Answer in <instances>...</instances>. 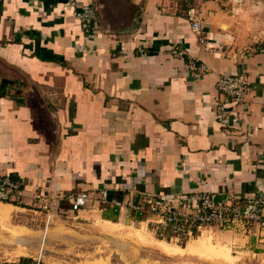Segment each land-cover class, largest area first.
Listing matches in <instances>:
<instances>
[{
  "label": "crops",
  "instance_id": "0c3cea01",
  "mask_svg": "<svg viewBox=\"0 0 264 264\" xmlns=\"http://www.w3.org/2000/svg\"><path fill=\"white\" fill-rule=\"evenodd\" d=\"M107 1L0 0V169L24 185L22 203L0 202L3 212L54 197L52 220L144 229L149 214L116 210L100 193L173 205L200 193L264 197V51L252 39L264 0H208L202 34L182 0ZM84 4L98 8L90 29L75 16ZM237 74L250 87L224 126L217 81ZM84 192L98 199L73 212ZM212 232L264 259V229Z\"/></svg>",
  "mask_w": 264,
  "mask_h": 264
},
{
  "label": "rangeland",
  "instance_id": "374dc122",
  "mask_svg": "<svg viewBox=\"0 0 264 264\" xmlns=\"http://www.w3.org/2000/svg\"><path fill=\"white\" fill-rule=\"evenodd\" d=\"M4 212L0 214V263L42 257L44 263L56 264H264V259L242 253L239 243L215 241L212 232L213 228L232 231L241 239L247 231L243 227L207 226L192 238L168 241L157 237L160 219L154 215H146L147 228L128 225L109 231L101 221L48 220L36 207L17 209L11 215V210ZM44 237L47 243L39 253Z\"/></svg>",
  "mask_w": 264,
  "mask_h": 264
},
{
  "label": "built area",
  "instance_id": "2783aa9c",
  "mask_svg": "<svg viewBox=\"0 0 264 264\" xmlns=\"http://www.w3.org/2000/svg\"><path fill=\"white\" fill-rule=\"evenodd\" d=\"M187 2L188 14L192 22L193 29L202 34V13L199 11L202 4L208 0H182ZM242 3L244 0H234ZM75 16L79 19L85 29L92 28L94 21L98 20V8L91 4L81 5L75 12ZM255 44H259L261 52L264 51V31L255 33L252 37ZM200 43L206 49L208 42L205 37H200ZM249 48L248 50H250ZM182 56L184 53L175 52ZM193 69L196 67L193 65ZM201 72H207L205 67L200 68ZM250 87L248 78L243 74L224 75L219 77L217 88L222 99L217 101L215 105V114L220 123L224 126L230 124V110L228 104L243 103L247 97ZM24 198V185L22 181L14 179L9 174L4 173L0 169V202L12 203L19 205ZM98 199L95 194L84 192L78 195L73 203V212H79L84 209L88 202L92 199ZM104 203H111L116 210L127 208L132 212L140 215H154L160 219L158 221L159 230L156 231L157 237L165 240H177L192 238L197 231L203 227L217 226L221 229H229L235 227H243L250 231L253 229H264V197L249 198L241 203L233 201L220 202L207 193L188 195L180 197L178 204L173 205L171 202H157L151 198H141L133 200L126 197L125 199H112L110 191L104 189L100 193V198ZM56 199L54 197L36 198L35 206L46 213L48 220L53 217L52 207ZM32 264H46L42 261V257L34 258Z\"/></svg>",
  "mask_w": 264,
  "mask_h": 264
},
{
  "label": "bare ground",
  "instance_id": "6f19581e",
  "mask_svg": "<svg viewBox=\"0 0 264 264\" xmlns=\"http://www.w3.org/2000/svg\"><path fill=\"white\" fill-rule=\"evenodd\" d=\"M2 207H4V206H2ZM2 207H0V214L8 208V206H5V207H7V208H2ZM4 209H5V210H4ZM5 216H6V215H5ZM7 216H8V215H7ZM0 220H1V219H0ZM106 222H107V221H106ZM106 222H104V223L106 224V226H105V225H103V226L101 225V226H102L103 229H106V230H109V231H112V230L118 229L119 226H120V225H115L116 223H115V224L113 223L115 226H113V225L111 226L110 224H108L109 221H108L107 223H106ZM124 226H126V225H124ZM110 227H111V228L114 227V228L111 229ZM4 229H5V228H4ZM15 231H16V230H15ZM47 235H48V233L46 234V236H47ZM46 243H47V239L44 237L43 240H42V244H43V245H41L40 253H42V252L44 251L45 246H46Z\"/></svg>",
  "mask_w": 264,
  "mask_h": 264
},
{
  "label": "trees",
  "instance_id": "16d2710c",
  "mask_svg": "<svg viewBox=\"0 0 264 264\" xmlns=\"http://www.w3.org/2000/svg\"><path fill=\"white\" fill-rule=\"evenodd\" d=\"M133 9H134V11H136V12H137V11H138V12L140 11V8H136V7H134ZM137 216L140 218L139 214H138Z\"/></svg>",
  "mask_w": 264,
  "mask_h": 264
}]
</instances>
